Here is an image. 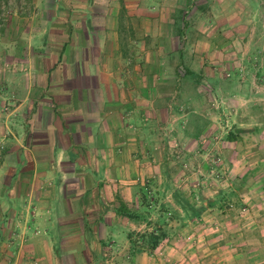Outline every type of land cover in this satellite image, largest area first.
<instances>
[{
	"label": "crops",
	"instance_id": "1",
	"mask_svg": "<svg viewBox=\"0 0 264 264\" xmlns=\"http://www.w3.org/2000/svg\"><path fill=\"white\" fill-rule=\"evenodd\" d=\"M199 1L2 2L10 15L0 19V264L110 263L116 254L106 252L118 240L128 251L124 259L135 264H264V146H244L241 156L238 175L246 188L240 198L251 208L248 218L236 223L228 213L214 226L215 212L207 211L197 228L202 235L188 248L175 239L130 255L127 226L136 222L117 214L116 184L134 176L123 181L101 173L123 146H132L121 135L148 116L141 76L150 42L171 43L177 8ZM203 3L214 20L231 21L238 31L250 18L260 41L264 0ZM165 50L158 45L153 54ZM132 53L140 58L133 61ZM133 68L142 79L127 76Z\"/></svg>",
	"mask_w": 264,
	"mask_h": 264
},
{
	"label": "rangeland",
	"instance_id": "2",
	"mask_svg": "<svg viewBox=\"0 0 264 264\" xmlns=\"http://www.w3.org/2000/svg\"><path fill=\"white\" fill-rule=\"evenodd\" d=\"M3 1L8 0H0V19L4 18L3 13L6 17L10 15V10L2 9ZM203 1L191 7L186 2L177 8L176 22L172 25L176 38L169 40L171 43L166 44L164 39L150 42L153 47H150L149 62L141 76L148 85V116L142 123L137 122L139 125L132 133L121 135V141L132 146H123L115 157L117 160L101 170L106 175L115 173L123 181L125 176H134L132 183L128 180L116 184L121 200L124 202L126 198L131 210L146 218L127 226L128 234H135L134 240L138 234L162 226L157 222L164 220L171 233L166 242L176 239L188 248L192 238L202 235L197 231L202 227L201 221L184 224L182 219H177L175 212H182L172 193L181 190L199 207L205 205L200 202V194L211 198L230 181L239 179L238 174L245 164L241 157L244 146H264V135L247 136L233 143L222 140L235 126L251 128L264 123V70L259 73L256 68L264 66V51L259 53L264 48V27L259 41L254 38L250 18H244V27L238 31L231 21L223 24L214 20V12L209 14ZM194 11H197L195 16ZM218 11L215 15L220 14ZM189 16L194 17L189 19ZM132 27L136 30L137 24ZM255 41L262 42L261 46ZM158 45L169 50L153 54ZM129 57L135 61L140 55L132 53ZM132 70H127V76L137 81L142 79L135 75L134 68ZM186 70L197 77L185 76ZM111 154L106 153V161ZM249 180L251 182L252 178ZM131 187H134L133 198L129 193ZM139 187L146 188L145 202ZM241 200L239 197L232 207L207 210L215 212L214 226H219L228 213L229 217L233 215V222H244L251 208ZM242 208H247L248 215L239 213ZM212 230H216L215 227ZM53 235L57 239L58 232ZM120 243L118 240L117 247L106 252L109 255L114 251L116 259L101 264H135L124 259L128 251ZM130 255L137 254L130 249Z\"/></svg>",
	"mask_w": 264,
	"mask_h": 264
},
{
	"label": "trees",
	"instance_id": "3",
	"mask_svg": "<svg viewBox=\"0 0 264 264\" xmlns=\"http://www.w3.org/2000/svg\"><path fill=\"white\" fill-rule=\"evenodd\" d=\"M185 76H189L191 79L197 77L190 70L185 71ZM264 135V124L256 125L251 128H237L236 126L227 132L222 138L224 142L233 143L241 140L247 136H255L260 138ZM143 192V197L145 202L147 200V193H145V187H139ZM246 188V183L239 179H234L229 182L226 188H222L216 191V194L207 198L200 194V202L205 203L203 206H198L197 203L192 202L181 190H175L172 193V198L175 204L180 208L182 214L175 212L177 219H182L184 224L187 221L200 220L202 216L207 212V210L212 209H225L227 207H232L235 201H239L240 193ZM118 215L128 218L131 221H145L144 215L132 211L121 198H118V206L116 208ZM162 221V222H161ZM158 224L162 225L153 228L152 231H147L142 234H138L136 240H134V233L128 234V239L131 243V252L134 254H139L142 252H153L160 244L167 241L171 237V233L166 228L167 224L164 220H159ZM149 225V224H148ZM157 225V224H156Z\"/></svg>",
	"mask_w": 264,
	"mask_h": 264
},
{
	"label": "built area",
	"instance_id": "4",
	"mask_svg": "<svg viewBox=\"0 0 264 264\" xmlns=\"http://www.w3.org/2000/svg\"><path fill=\"white\" fill-rule=\"evenodd\" d=\"M239 213L242 215H248L249 211L247 210V208H242Z\"/></svg>",
	"mask_w": 264,
	"mask_h": 264
}]
</instances>
